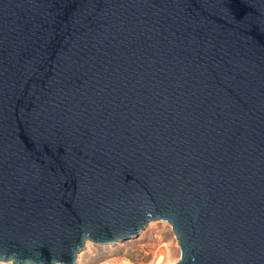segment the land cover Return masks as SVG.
I'll list each match as a JSON object with an SVG mask.
<instances>
[{"label": "water", "instance_id": "obj_1", "mask_svg": "<svg viewBox=\"0 0 264 264\" xmlns=\"http://www.w3.org/2000/svg\"><path fill=\"white\" fill-rule=\"evenodd\" d=\"M157 221L264 264V0H0V263Z\"/></svg>", "mask_w": 264, "mask_h": 264}, {"label": "rangeland", "instance_id": "obj_2", "mask_svg": "<svg viewBox=\"0 0 264 264\" xmlns=\"http://www.w3.org/2000/svg\"><path fill=\"white\" fill-rule=\"evenodd\" d=\"M180 255L176 239L165 222H151L139 237L111 246L87 243L76 264H100L113 259L118 264H174ZM11 264V263H0Z\"/></svg>", "mask_w": 264, "mask_h": 264}, {"label": "built area", "instance_id": "obj_3", "mask_svg": "<svg viewBox=\"0 0 264 264\" xmlns=\"http://www.w3.org/2000/svg\"><path fill=\"white\" fill-rule=\"evenodd\" d=\"M100 264H118L116 261H114L113 259H105L103 260Z\"/></svg>", "mask_w": 264, "mask_h": 264}, {"label": "bare ground", "instance_id": "obj_4", "mask_svg": "<svg viewBox=\"0 0 264 264\" xmlns=\"http://www.w3.org/2000/svg\"><path fill=\"white\" fill-rule=\"evenodd\" d=\"M109 247V246H108Z\"/></svg>", "mask_w": 264, "mask_h": 264}]
</instances>
